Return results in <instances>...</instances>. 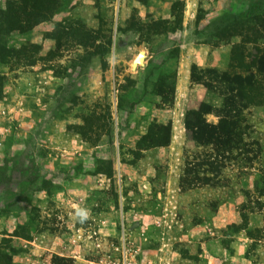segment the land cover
<instances>
[{
	"label": "rangeland",
	"instance_id": "1",
	"mask_svg": "<svg viewBox=\"0 0 264 264\" xmlns=\"http://www.w3.org/2000/svg\"><path fill=\"white\" fill-rule=\"evenodd\" d=\"M51 1L27 29L31 2L0 0V264H231L239 238L264 264V103L240 110L241 147L217 173L183 125L217 93L185 79L164 106L155 91L192 62L242 70L233 35L264 0ZM7 3L27 12L21 28L5 25ZM167 122V145L138 146Z\"/></svg>",
	"mask_w": 264,
	"mask_h": 264
},
{
	"label": "trees",
	"instance_id": "2",
	"mask_svg": "<svg viewBox=\"0 0 264 264\" xmlns=\"http://www.w3.org/2000/svg\"><path fill=\"white\" fill-rule=\"evenodd\" d=\"M27 1V0H26ZM26 1L19 0V4H25ZM43 1L51 0H29L33 8V17L37 19L26 26L29 29L32 25L43 20L45 13L48 11L52 1L42 7ZM174 7V6H171ZM172 10V8H171ZM250 14V13H249ZM26 18L27 12L23 11L22 7L12 6L7 3V10L4 14V23L9 28H21L19 17ZM171 25L175 28L178 24L180 16H171ZM160 20V25L167 22ZM25 21L24 23H27ZM236 22L225 25L223 29L236 26ZM249 31L248 35H246ZM238 33L233 36L239 37V41L232 43L229 48V58L242 60L238 66L242 70L218 71L215 68H199L195 64L189 66V84H197L204 88L206 94L216 92L220 97V105L215 107L209 101L201 100L196 109L185 112L183 125L185 134L188 139L192 140L197 146L209 148L210 153L207 155L205 165L208 172H219V168L223 166L230 153L233 150L240 148L238 145L239 138L242 135V129L239 128L240 110L246 106H253L258 103H264V15H249V27L238 28ZM228 44L229 41H224ZM249 43V51L245 44ZM34 48V47H33ZM178 55L177 47L170 50L169 58L176 60ZM176 71L170 74H164L159 77L155 83L156 95L159 97V103L164 106H170L173 103L175 89ZM246 95L248 103L241 97ZM213 115L216 118V123L211 124L205 121L206 115ZM170 122L165 124L155 125L150 124L146 133L142 135L137 142L138 146L161 147L167 145L169 141ZM199 166L198 163H192ZM188 165V163H187ZM184 173H189L186 167ZM182 178L180 181H184ZM258 234L262 233L263 229H255ZM264 233V232H263ZM250 239H253L250 234Z\"/></svg>",
	"mask_w": 264,
	"mask_h": 264
},
{
	"label": "crops",
	"instance_id": "3",
	"mask_svg": "<svg viewBox=\"0 0 264 264\" xmlns=\"http://www.w3.org/2000/svg\"><path fill=\"white\" fill-rule=\"evenodd\" d=\"M191 64H193V62L188 65L187 72L183 71V73H181V79L177 78V80H175V87L176 88H177V82L183 83L185 81V79L188 81V84H189L188 76H189V66ZM201 68H206V66L201 67ZM180 85L181 84H178L179 87H180ZM237 239H238V237H237ZM239 239H238V241H234L231 245L234 248L233 259L231 260V264H251L249 262V260H247L244 257V250H245L247 244L243 241H239Z\"/></svg>",
	"mask_w": 264,
	"mask_h": 264
},
{
	"label": "clouds",
	"instance_id": "4",
	"mask_svg": "<svg viewBox=\"0 0 264 264\" xmlns=\"http://www.w3.org/2000/svg\"><path fill=\"white\" fill-rule=\"evenodd\" d=\"M77 216L80 217L81 222L87 218V212L84 210H78Z\"/></svg>",
	"mask_w": 264,
	"mask_h": 264
},
{
	"label": "water",
	"instance_id": "5",
	"mask_svg": "<svg viewBox=\"0 0 264 264\" xmlns=\"http://www.w3.org/2000/svg\"><path fill=\"white\" fill-rule=\"evenodd\" d=\"M142 61V53H138L135 57V62L140 63Z\"/></svg>",
	"mask_w": 264,
	"mask_h": 264
},
{
	"label": "built area",
	"instance_id": "6",
	"mask_svg": "<svg viewBox=\"0 0 264 264\" xmlns=\"http://www.w3.org/2000/svg\"><path fill=\"white\" fill-rule=\"evenodd\" d=\"M124 264H129V263H125V262H124Z\"/></svg>",
	"mask_w": 264,
	"mask_h": 264
}]
</instances>
